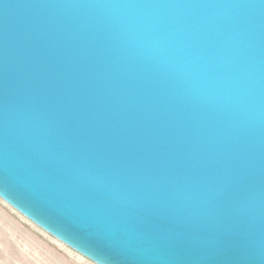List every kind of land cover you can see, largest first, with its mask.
I'll return each instance as SVG.
<instances>
[{
    "label": "water",
    "instance_id": "water-1",
    "mask_svg": "<svg viewBox=\"0 0 264 264\" xmlns=\"http://www.w3.org/2000/svg\"><path fill=\"white\" fill-rule=\"evenodd\" d=\"M0 198L96 264H264V0H0Z\"/></svg>",
    "mask_w": 264,
    "mask_h": 264
},
{
    "label": "rangeland",
    "instance_id": "rangeland-1",
    "mask_svg": "<svg viewBox=\"0 0 264 264\" xmlns=\"http://www.w3.org/2000/svg\"><path fill=\"white\" fill-rule=\"evenodd\" d=\"M0 264H96L0 198Z\"/></svg>",
    "mask_w": 264,
    "mask_h": 264
}]
</instances>
